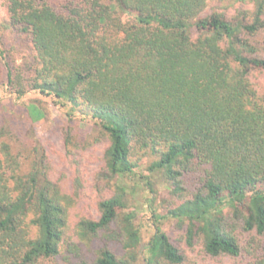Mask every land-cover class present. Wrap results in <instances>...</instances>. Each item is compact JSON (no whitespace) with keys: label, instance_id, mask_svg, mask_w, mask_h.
<instances>
[{"label":"trees","instance_id":"1","mask_svg":"<svg viewBox=\"0 0 264 264\" xmlns=\"http://www.w3.org/2000/svg\"><path fill=\"white\" fill-rule=\"evenodd\" d=\"M113 1L0 0V26L25 37L32 55L22 65L5 61V85L92 118L108 138L110 177H136L143 164L161 176L172 205L151 210L141 264L183 261L160 226L169 217L186 221V243L198 236L211 257L264 264V247H243L224 214L230 207L244 229L264 235V91L254 83L264 74V0ZM10 137L0 126V264H58L64 246L79 254L73 237L100 234L125 254L105 244L72 264H136L140 228L123 212L125 186L96 201V217L74 219L73 199L49 178L45 155H23Z\"/></svg>","mask_w":264,"mask_h":264},{"label":"rangeland","instance_id":"2","mask_svg":"<svg viewBox=\"0 0 264 264\" xmlns=\"http://www.w3.org/2000/svg\"><path fill=\"white\" fill-rule=\"evenodd\" d=\"M105 2L114 3L113 0H105ZM214 5L215 2L212 1L209 2L208 7ZM236 7L240 5L237 4ZM115 8L123 20L132 22L133 18L130 13H125L118 7ZM235 8H230L229 13L233 14ZM4 15L5 12L0 7V22ZM258 38L261 47L259 52L264 56V31ZM28 43V40L20 36L16 30L3 29L0 26V70L3 71L5 61L14 60L20 65L26 61L29 62L32 55ZM5 80L4 73H0V126H4L11 133L13 146L23 155L30 154L34 148L45 155L49 178L73 199L72 218L77 219L79 215L84 214L96 217V201L110 190H114L116 183L125 186L128 207L123 212L132 211L135 215L134 224L140 228L136 264H141L143 262L142 251L154 231L150 221L151 210L162 214L172 205L173 198L161 176L149 175L143 164L136 169L138 172L136 177H110L104 171L103 160L108 138L92 118L82 115L81 110L73 113L68 106H61L52 98L36 91H29L17 97L5 85ZM254 81L256 88L264 91V74L257 73ZM40 110L43 113L41 117H39ZM142 176L150 177L153 181L154 192L149 191L147 185L144 184V178L140 179ZM224 214L243 247L249 249L264 247V235L244 229L242 224L237 223L233 218V211L230 207L224 208ZM160 221L162 230L184 255L183 261L179 264L245 263L243 255L231 258L228 256L211 257L205 254L202 240L198 236L194 238L192 245H188L185 241L186 221L180 222L172 217ZM72 240L80 247L79 254L69 252L64 246L61 254L56 257L58 264H72L83 257L90 259L95 251L105 244L118 255L125 254L121 244L109 241L102 234L89 242H81L78 237H73Z\"/></svg>","mask_w":264,"mask_h":264}]
</instances>
